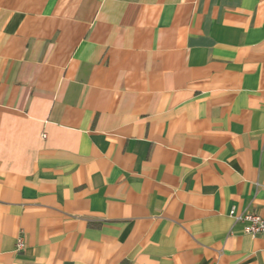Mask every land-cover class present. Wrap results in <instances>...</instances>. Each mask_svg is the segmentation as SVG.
Returning <instances> with one entry per match:
<instances>
[{"label":"crops","instance_id":"1","mask_svg":"<svg viewBox=\"0 0 264 264\" xmlns=\"http://www.w3.org/2000/svg\"><path fill=\"white\" fill-rule=\"evenodd\" d=\"M232 209L264 217V0H0V264H264Z\"/></svg>","mask_w":264,"mask_h":264},{"label":"built area","instance_id":"2","mask_svg":"<svg viewBox=\"0 0 264 264\" xmlns=\"http://www.w3.org/2000/svg\"><path fill=\"white\" fill-rule=\"evenodd\" d=\"M231 214L240 221H245V233L252 236H264V217L256 213L237 214L235 209H232ZM26 247V240L23 235L17 239V250H24Z\"/></svg>","mask_w":264,"mask_h":264}]
</instances>
